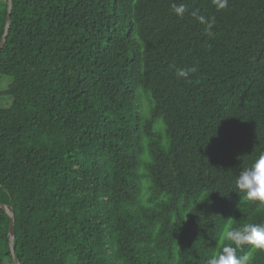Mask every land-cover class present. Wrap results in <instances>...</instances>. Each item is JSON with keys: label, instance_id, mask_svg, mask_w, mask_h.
Here are the masks:
<instances>
[{"label": "trees", "instance_id": "trees-1", "mask_svg": "<svg viewBox=\"0 0 264 264\" xmlns=\"http://www.w3.org/2000/svg\"><path fill=\"white\" fill-rule=\"evenodd\" d=\"M7 14L0 0V42ZM2 75L19 264H210L229 221L264 224L235 183L264 153V0H11ZM10 223L0 207V264ZM236 255L264 264L252 245Z\"/></svg>", "mask_w": 264, "mask_h": 264}, {"label": "clouds", "instance_id": "clouds-1", "mask_svg": "<svg viewBox=\"0 0 264 264\" xmlns=\"http://www.w3.org/2000/svg\"><path fill=\"white\" fill-rule=\"evenodd\" d=\"M229 0H213L218 9L228 6ZM179 15H183L185 8L183 5L175 7ZM191 15L201 24L206 25V31L210 30L214 21H209L197 11H192ZM195 67L178 69L176 75L180 78H188L191 73H195ZM236 188L239 193H243L250 201H259L264 204V153H261L249 167H245L236 177ZM211 203V202H210ZM232 221L223 230L220 240L223 245L220 253L210 261V264H243L237 257L236 252L242 246L252 245L255 249L264 250V224L245 223L232 227Z\"/></svg>", "mask_w": 264, "mask_h": 264}, {"label": "rangeland", "instance_id": "rangeland-1", "mask_svg": "<svg viewBox=\"0 0 264 264\" xmlns=\"http://www.w3.org/2000/svg\"><path fill=\"white\" fill-rule=\"evenodd\" d=\"M10 82H11V78L9 76H7V75L0 76V91L5 90L8 87V85L10 84ZM136 97H137V101L141 107V113H142L143 117L145 118L147 115L145 112V109H146V106L149 102L148 96L143 90L138 89ZM10 100L11 99L8 97H3V104L2 105H7L10 102ZM161 124H162V119L159 118L157 121V126L160 127ZM157 129H159V128H157Z\"/></svg>", "mask_w": 264, "mask_h": 264}, {"label": "water", "instance_id": "water-1", "mask_svg": "<svg viewBox=\"0 0 264 264\" xmlns=\"http://www.w3.org/2000/svg\"><path fill=\"white\" fill-rule=\"evenodd\" d=\"M10 11H11V0H8V14H7V18H6L5 33H4V36L2 37V40L0 42V51L4 45V42L6 40V36L8 33V29H9V25H10ZM0 207L5 209L11 217V223H10V228H9V232H10L9 245H10V250H11L12 259H13L14 264H19V262L15 256V253H14V243H13L14 242V212L8 211V208L1 203H0Z\"/></svg>", "mask_w": 264, "mask_h": 264}]
</instances>
